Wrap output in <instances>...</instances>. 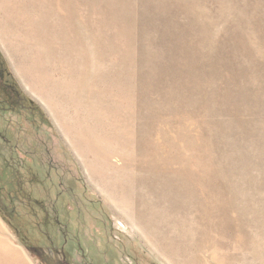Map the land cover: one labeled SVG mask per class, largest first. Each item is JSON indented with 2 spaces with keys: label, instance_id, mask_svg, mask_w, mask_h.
<instances>
[{
  "label": "rangeland",
  "instance_id": "rangeland-1",
  "mask_svg": "<svg viewBox=\"0 0 264 264\" xmlns=\"http://www.w3.org/2000/svg\"><path fill=\"white\" fill-rule=\"evenodd\" d=\"M0 264H264V0H0Z\"/></svg>",
  "mask_w": 264,
  "mask_h": 264
},
{
  "label": "trees",
  "instance_id": "trees-1",
  "mask_svg": "<svg viewBox=\"0 0 264 264\" xmlns=\"http://www.w3.org/2000/svg\"><path fill=\"white\" fill-rule=\"evenodd\" d=\"M15 91L8 79V71L0 65V95L13 99Z\"/></svg>",
  "mask_w": 264,
  "mask_h": 264
}]
</instances>
